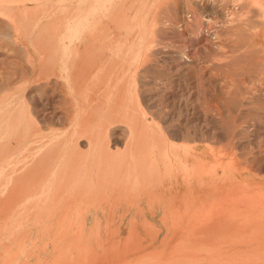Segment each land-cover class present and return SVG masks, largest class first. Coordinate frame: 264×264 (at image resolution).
<instances>
[{
	"label": "bare ground",
	"instance_id": "obj_1",
	"mask_svg": "<svg viewBox=\"0 0 264 264\" xmlns=\"http://www.w3.org/2000/svg\"><path fill=\"white\" fill-rule=\"evenodd\" d=\"M31 2L0 0L7 52L53 41L22 65L19 89L0 85V264H264V159L196 153L178 144L184 134L134 116L125 95L133 57L97 40L81 52V5ZM72 70L77 85L81 70L92 87L112 80L114 116L91 119L76 102L71 118ZM215 151L222 164L212 166Z\"/></svg>",
	"mask_w": 264,
	"mask_h": 264
},
{
	"label": "rangeland",
	"instance_id": "obj_2",
	"mask_svg": "<svg viewBox=\"0 0 264 264\" xmlns=\"http://www.w3.org/2000/svg\"><path fill=\"white\" fill-rule=\"evenodd\" d=\"M31 1L1 0L12 6H24ZM166 1L67 0L71 6H82L80 51L84 52L87 41L97 40L104 43L106 50L113 47L130 54L136 63L128 73L131 75L125 84V95L130 94L134 116L144 115L162 130L168 128L184 134V140L177 142L179 145L198 146L196 153H203L206 147L222 148L228 156L243 162L244 157L264 159V0ZM71 26L73 21L72 42L75 34ZM51 37L47 34L43 42L36 44H32L33 40L23 42L21 45L27 50L19 55L7 52L14 47L0 42V85H12L11 93L20 88L22 65L34 61L41 43H52ZM37 43L39 47L34 46ZM42 49L44 53L48 51L43 46ZM57 51L59 54V46ZM76 73L70 72L68 88L71 118L76 115V102H82V115L91 119L114 116L110 100L115 97L112 80L105 79L92 87L91 73L81 70L84 76L77 85L73 77ZM117 82V87L122 88L123 80ZM76 89L81 92L79 96ZM58 93L59 90L48 92L44 99L53 101ZM108 130L113 131L111 127ZM214 154L212 166L222 164L216 151ZM161 166L165 171L168 161L161 162Z\"/></svg>",
	"mask_w": 264,
	"mask_h": 264
}]
</instances>
